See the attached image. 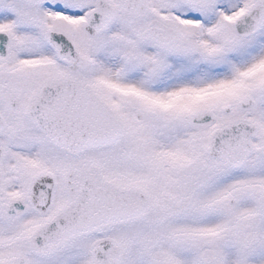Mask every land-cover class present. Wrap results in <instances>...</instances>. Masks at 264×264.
Instances as JSON below:
<instances>
[{
  "label": "snow or ice",
  "instance_id": "snow-or-ice-1",
  "mask_svg": "<svg viewBox=\"0 0 264 264\" xmlns=\"http://www.w3.org/2000/svg\"><path fill=\"white\" fill-rule=\"evenodd\" d=\"M0 264H264V0H0Z\"/></svg>",
  "mask_w": 264,
  "mask_h": 264
}]
</instances>
